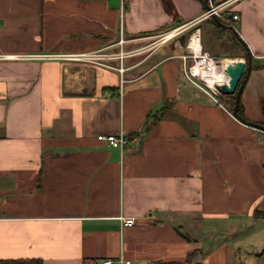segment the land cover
Here are the masks:
<instances>
[{
  "label": "crops",
  "instance_id": "crops-1",
  "mask_svg": "<svg viewBox=\"0 0 264 264\" xmlns=\"http://www.w3.org/2000/svg\"><path fill=\"white\" fill-rule=\"evenodd\" d=\"M209 2L239 17L250 57L240 103L264 126V0ZM207 11L198 0H0V260L157 264L200 249V264L264 261V132L182 74L191 32L213 52L208 18L157 42ZM90 52L108 57L64 58ZM120 132L134 138L122 152L97 140Z\"/></svg>",
  "mask_w": 264,
  "mask_h": 264
},
{
  "label": "built area",
  "instance_id": "built-area-1",
  "mask_svg": "<svg viewBox=\"0 0 264 264\" xmlns=\"http://www.w3.org/2000/svg\"><path fill=\"white\" fill-rule=\"evenodd\" d=\"M232 1V0H229ZM229 3V2H227ZM227 3H223L220 6H211L207 12H205L198 20H194L183 25L174 27L159 36H157V42L166 43L168 41L174 40L178 36H180L184 31L189 29L193 24L198 22L203 18L210 17L212 15H216L218 18L222 19L228 25H234V23L239 21L238 15H232L231 18H225L220 7H223ZM123 41L120 40V44ZM185 55L182 56L183 60V68L182 74L186 80L203 90L209 96H211L216 102L217 97L221 95L219 87L222 85H226L227 82L225 80L222 81H207V76L213 78L214 76L220 75L223 71V63L225 59H217L209 53L205 52L201 45L200 33L195 30L190 33L186 45H185ZM108 57L106 55H100L97 52L83 53V54H73L69 56H65L64 58L73 61H89L96 62L102 58ZM120 72L123 69H119ZM97 140L100 142L106 143L109 147L118 149L119 151H123V149L129 144L133 143L134 138H130L128 135L120 132L119 134H110V135H98ZM122 223L126 226H130L133 224V218L121 219ZM99 264H131L129 261H125L122 258H119L115 261L113 260H103Z\"/></svg>",
  "mask_w": 264,
  "mask_h": 264
},
{
  "label": "trees",
  "instance_id": "trees-1",
  "mask_svg": "<svg viewBox=\"0 0 264 264\" xmlns=\"http://www.w3.org/2000/svg\"><path fill=\"white\" fill-rule=\"evenodd\" d=\"M198 1H200L201 3L203 2L204 7L206 8L208 7V3H205L204 0H198ZM223 16L225 18H231L232 14L224 12ZM207 23L212 30V34L214 38L217 41H221L220 48L223 50L224 57L234 58V55H229L228 46L226 49V44L228 42L230 45V50H232V52H237L238 57L244 58L246 62H248L249 51L247 47L245 46V44L237 37V34L232 27L227 26L223 21H219V23H217L213 19V17H209L207 19ZM223 39L224 40L226 39V40L224 41ZM214 56L218 57V55H214ZM217 101L219 104H222L228 107L230 112L233 111V108H234V96L233 95L221 94L220 96L217 97ZM168 107L169 105L165 104L157 114L148 118L145 124V127L148 126L151 120L153 122V121H156L162 118ZM237 114L238 116H240V118L244 119L241 103H239L238 105ZM199 256H202V251L200 249H197V250L188 252L183 262L166 263V262L160 261V262H157V264H200V262L199 263L196 262ZM0 264H42V261L39 259H10V260H0Z\"/></svg>",
  "mask_w": 264,
  "mask_h": 264
},
{
  "label": "water",
  "instance_id": "water-1",
  "mask_svg": "<svg viewBox=\"0 0 264 264\" xmlns=\"http://www.w3.org/2000/svg\"><path fill=\"white\" fill-rule=\"evenodd\" d=\"M205 3H208V0H205ZM213 18L217 23H219V21L216 19L215 16H213ZM249 73H250V57L248 58V63H246L245 61L238 62L237 66L234 69L227 71V74L229 76L228 82L226 85L220 86L219 90L221 94H228L234 96V108L232 114L237 120H239L241 123L247 126H250L252 128L264 132L263 125L247 122L244 119L240 118V116H238L237 114V109L240 103L241 94Z\"/></svg>",
  "mask_w": 264,
  "mask_h": 264
},
{
  "label": "rangeland",
  "instance_id": "rangeland-1",
  "mask_svg": "<svg viewBox=\"0 0 264 264\" xmlns=\"http://www.w3.org/2000/svg\"><path fill=\"white\" fill-rule=\"evenodd\" d=\"M211 6L212 5H210V2H209V0H208V9H210L211 8ZM213 16H215L216 17V19L218 20V21H223L222 19H220V18H218L216 15H212V16H210V17H213ZM207 18H209V17H207ZM214 19V18H213ZM224 22V21H223ZM225 23V22H224ZM226 24V23H225ZM227 26H230V27H232L233 29H234V25H228V24H226ZM204 28L206 29V26H204ZM235 31V30H234ZM203 35V34H202ZM224 40V39H223ZM226 40V39H225ZM224 40V41H225ZM220 42L221 41H217L212 35L210 36L209 34H207V35H203V37H202V43L208 48V47H210V48H213V52H208L209 53V55H211V56H213V57H215L214 55H218V57H215V58H217V59H225V60H229V59H233V60H242V61H245V59L244 58H240V57H238V54H237V52H232V50H230V45H229V43L227 42V44H226V49H227V46H228V50H229V55H234V58H229V57H224L223 56V50L220 48ZM184 43V42H183ZM225 49V48H224ZM212 50V49H211ZM257 264H264V261H263V258L260 260V262H257Z\"/></svg>",
  "mask_w": 264,
  "mask_h": 264
},
{
  "label": "bare ground",
  "instance_id": "bare-ground-1",
  "mask_svg": "<svg viewBox=\"0 0 264 264\" xmlns=\"http://www.w3.org/2000/svg\"><path fill=\"white\" fill-rule=\"evenodd\" d=\"M238 62H241V61L233 60V59L225 60L223 63V69H222L223 72L220 75L215 74L216 76H214L213 78H210L207 76L206 77L207 81H209L210 83L216 80H218L219 82L222 80H225L226 82H228L229 76L227 74V71L234 69L237 66Z\"/></svg>",
  "mask_w": 264,
  "mask_h": 264
}]
</instances>
